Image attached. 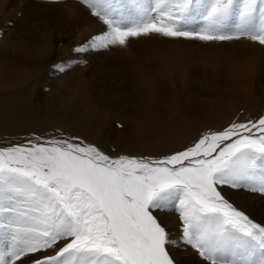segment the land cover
Masks as SVG:
<instances>
[{"label": "snow or ice", "instance_id": "6c2138e0", "mask_svg": "<svg viewBox=\"0 0 264 264\" xmlns=\"http://www.w3.org/2000/svg\"><path fill=\"white\" fill-rule=\"evenodd\" d=\"M63 4L64 0H46ZM101 29L74 52L142 37L264 46V0H77ZM86 60L54 65L59 72ZM264 194V115L161 157L110 155L78 136L0 140V264H264V221L224 190ZM176 213L173 237L161 213Z\"/></svg>", "mask_w": 264, "mask_h": 264}, {"label": "rangeland", "instance_id": "374dc122", "mask_svg": "<svg viewBox=\"0 0 264 264\" xmlns=\"http://www.w3.org/2000/svg\"><path fill=\"white\" fill-rule=\"evenodd\" d=\"M100 29L77 0H0V140L23 142L33 133L78 136L113 156L158 158L208 129L264 115V46L247 39L152 36L132 40L127 48L72 51ZM60 43L70 46L69 61H87L74 64L66 79L55 77L48 63L61 57ZM153 89H159L158 97ZM144 111L155 116L145 133L138 126ZM182 113L189 131L164 149L158 133L174 126ZM224 192L257 222L264 221V194ZM160 216L172 236H179L177 214ZM173 255L178 264H203L190 247L173 249Z\"/></svg>", "mask_w": 264, "mask_h": 264}, {"label": "bare ground", "instance_id": "6f19581e", "mask_svg": "<svg viewBox=\"0 0 264 264\" xmlns=\"http://www.w3.org/2000/svg\"><path fill=\"white\" fill-rule=\"evenodd\" d=\"M21 3V2H20ZM7 4V3H6ZM8 5V4H7ZM2 8V7H1ZM17 8H19V7H17ZM16 10V9H15ZM23 11V10H22ZM10 14V13H9ZM87 14V13H86ZM17 15V14H16ZM10 16V15H9ZM13 16V15H12ZM8 17V16H7ZM9 18V17H8ZM11 18V17H10ZM13 18V17H12ZM14 20V19H13ZM12 21V20H11ZM11 25V24H10ZM7 27H9V26H7ZM12 27H14V26H12ZM20 37V36H19ZM69 38V37H68ZM58 39V38H57ZM75 42V41H74ZM255 43V42H254ZM56 45V44H55ZM253 46V45H252ZM55 47V46H54ZM68 47H69V49H68ZM68 47H66V45H61V43L60 44H58L57 45V49L60 51V53H62V55H61V57L57 60V61H51V60H49L48 61V63H49V67H50V71H51V73L55 76V77H57V78H64V79H66V77H67V74L70 72V69L69 70H67V71H65V72H59L55 67H54V65H57V64H61V63H67V62H69V59H70V56H71V49H70V46H68ZM177 49V48H176ZM72 51H74V50H72ZM75 54V53H74ZM250 55V54H249ZM20 60H22L21 58H20ZM259 60V59H258ZM25 62H26V60H25ZM249 62V61H248ZM20 65H21V63H19ZM23 64V63H22ZM25 64H27V63H25ZM246 64V63H245ZM26 66V65H25ZM25 66H24V68H25ZM29 66V65H28ZM33 66V65H32ZM31 66V67H32ZM30 66H29V68H31ZM183 67V66H182ZM29 68H28V72H29ZM34 68H36V67H34ZM249 68L250 69H252V63H249ZM32 69V68H31ZM37 69V68H36ZM163 69V68H162ZM49 70V69H48ZM31 71H33V70H31ZM36 71V70H35ZM181 71V70H180ZM253 71V70H252ZM173 72V71H172ZM246 72V71H245ZM249 73V72H248ZM34 75V74H33ZM157 75V74H156ZM166 76V75H165ZM155 77V76H154ZM18 78L20 79V76H18ZM18 78L16 77V79L18 80ZM6 81H7V79H5ZM147 80V79H146ZM148 81V80H147ZM146 81V82H147ZM151 81V80H150ZM161 81H163L162 79H161ZM5 82V81H4ZM152 83V82H151ZM157 83V82H156ZM156 83H154V84H156ZM147 84V83H146ZM146 86V85H145ZM152 86H153V84H152ZM154 87V86H153ZM152 87V88H153ZM162 87H163V84H162ZM162 89V88H161ZM78 90V89H77ZM77 90H74V92H77ZM154 90V89H153ZM159 89H157V90H154V93L157 95V94H159V91H158ZM163 90V89H162ZM153 92V91H152ZM70 94V93H69ZM229 94H230V92H229ZM74 95V94H73ZM72 96V95H71ZM157 97H158V95H157ZM156 96H155V99L157 98ZM158 99V98H157ZM157 99H156V101H157ZM159 101H160V95H159V99H158ZM175 99H171V100H169V101H174ZM168 101V102H169ZM157 103H159V102H157ZM170 104V103H169ZM144 112H146V115L145 116H143V117H141V119L140 120H138V126H139V128H140V130L143 132V133H145V130L147 129V127L148 126H150V124L152 123V121L155 119V116L153 115V114H151V113H149L148 111H144ZM207 113H209V112H207ZM189 114V113H188ZM210 114V113H209ZM194 115H195V113H194ZM208 115V114H207ZM185 117H188L185 113H182L181 115H180V119H178L177 120V122H176V124L174 125V126H172L171 128H169V129H166V130H161L158 134H159V139H158V142H157V144H159V145H162L163 147H164V149H165V145H171V144H173V141L174 140H177V139H181L188 131H189V128H190V125L186 122V118ZM191 122V121H190ZM150 131V130H149ZM151 142H153V139L151 140ZM152 144V143H151ZM169 148V147H168ZM240 192H246V191H244V190H239ZM256 194V193H255ZM249 196V195H248ZM256 196H258V194L256 195ZM263 197V196H262ZM261 200L262 199H260V202H261ZM246 202V201H245ZM263 202V201H262ZM260 206H262V204H260ZM264 210V209H263Z\"/></svg>", "mask_w": 264, "mask_h": 264}]
</instances>
